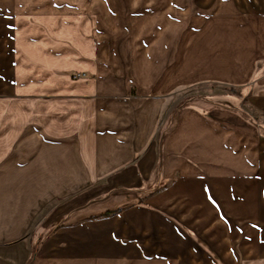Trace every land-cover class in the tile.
Instances as JSON below:
<instances>
[{
    "label": "crops",
    "instance_id": "crops-1",
    "mask_svg": "<svg viewBox=\"0 0 264 264\" xmlns=\"http://www.w3.org/2000/svg\"><path fill=\"white\" fill-rule=\"evenodd\" d=\"M40 1L0 0V264H174L166 241L201 250L193 206L264 202V138L248 117L232 116L227 130L186 107L157 139L170 94L187 81L245 87L264 114V0L203 4L197 26L182 27L178 58L171 42L166 56L150 48L123 59L102 57L89 16L80 26L77 10ZM154 171L164 185L142 201ZM96 183L111 195L88 201ZM47 224L61 227L31 259Z\"/></svg>",
    "mask_w": 264,
    "mask_h": 264
},
{
    "label": "rangeland",
    "instance_id": "rangeland-1",
    "mask_svg": "<svg viewBox=\"0 0 264 264\" xmlns=\"http://www.w3.org/2000/svg\"><path fill=\"white\" fill-rule=\"evenodd\" d=\"M40 3H55L62 5L64 10L66 7L77 10L76 15L80 26H85L87 16H89L93 20L95 31L93 35L98 49L102 52V57L123 59L138 55L136 51L141 50L145 53L144 51L150 48H156L160 56H166L168 54L166 49H170L171 42H175L173 51L178 58L183 48L187 46L186 39H184L187 35L182 33L184 24L192 29L195 28L199 23V10L203 4H207L211 9L214 4L218 5V0H174L175 11L172 16L167 11L172 0H45ZM89 4H95V11L91 15L87 14ZM184 6L191 8L188 16L183 15L181 8ZM188 59L189 57L186 60ZM188 61V64L193 65L196 56L190 57ZM169 99L174 103L172 114L178 106H183L181 111L186 107L193 108L204 113L209 120L223 124L222 126L227 130L234 126L232 116L236 115L240 119L248 117L259 135L264 138V114L258 110L255 101L248 96L245 87L233 86L224 82L221 84L214 79L187 81L177 86ZM172 114L161 127L158 141L162 131L166 134L176 125L179 115L174 118ZM163 185L164 181L158 178L154 171L140 187L144 192L142 195H145L142 201H149L153 192L162 188ZM105 188V184L96 183L94 194L88 192V201L105 200V196L111 195L99 192ZM257 188V186L254 187V192L258 190ZM70 195L73 194L64 193L63 200L71 197ZM76 195L81 196L82 194L81 192L74 193L73 196ZM261 195L263 193L259 190L253 193V196L257 198ZM177 210L178 212L183 211L182 208ZM201 210L202 212H199L195 206L190 209L192 214L202 216L204 222L200 226L191 225L194 237L191 244L195 243L205 255L201 250L192 247L191 250L195 256L190 258L188 254L191 250L188 249V251L182 247L186 245V241H172L171 239L165 242V247L174 255V264H213V262L217 264H264V202L262 200L260 203L255 201L254 207ZM177 221L180 224L179 219ZM60 225L47 224L35 231L32 243L36 245H32V250L35 248L37 253L38 244L40 245L46 235L49 236L61 227ZM180 227L185 228V225L181 223ZM162 255L164 256L161 253L158 255L161 260Z\"/></svg>",
    "mask_w": 264,
    "mask_h": 264
},
{
    "label": "trees",
    "instance_id": "trees-1",
    "mask_svg": "<svg viewBox=\"0 0 264 264\" xmlns=\"http://www.w3.org/2000/svg\"><path fill=\"white\" fill-rule=\"evenodd\" d=\"M182 107H183V106H178V107L176 108L175 112L172 114V117L175 118L177 115H179L180 112H181ZM164 134H165V131H162L161 134H160L159 144L161 143V140H162ZM35 253H36V249L34 248V250H32V254H31V257H32V258H33V256L35 255Z\"/></svg>",
    "mask_w": 264,
    "mask_h": 264
},
{
    "label": "built area",
    "instance_id": "built-area-1",
    "mask_svg": "<svg viewBox=\"0 0 264 264\" xmlns=\"http://www.w3.org/2000/svg\"><path fill=\"white\" fill-rule=\"evenodd\" d=\"M75 77L80 78V77H84V75L83 74H76Z\"/></svg>",
    "mask_w": 264,
    "mask_h": 264
}]
</instances>
